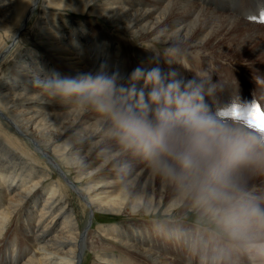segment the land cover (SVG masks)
Masks as SVG:
<instances>
[{
	"label": "bare ground",
	"instance_id": "1",
	"mask_svg": "<svg viewBox=\"0 0 264 264\" xmlns=\"http://www.w3.org/2000/svg\"><path fill=\"white\" fill-rule=\"evenodd\" d=\"M245 10L247 5L231 0L230 6L220 0H0V264H77L87 247L95 264H129L124 251L151 264H174L168 259L171 249L177 254L174 240L189 241L187 248L194 251V236L176 235L173 228L168 238L141 224L116 225L111 233L82 229L70 186L93 213L173 215L189 209L209 215L179 186L119 154L94 112L49 100L33 81L51 70L76 76L105 65L126 83L136 68L158 60L165 72L186 79L210 76L217 84L215 95L206 98L212 107L230 104L229 92L240 103L253 100L250 82L263 85L256 89L264 101V24L245 20ZM74 14L103 19L113 32L85 18L74 22ZM173 45L181 55L179 63L169 64L165 50ZM248 55L256 62L242 64V58L251 61ZM219 59L227 63L217 64ZM9 125L12 134L3 131ZM41 156L62 168L63 176L38 168ZM245 178L249 188L256 184V196H264V178ZM211 241L207 264H251L248 254L235 250L230 256L226 244ZM205 252L197 249L199 257Z\"/></svg>",
	"mask_w": 264,
	"mask_h": 264
},
{
	"label": "clouds",
	"instance_id": "2",
	"mask_svg": "<svg viewBox=\"0 0 264 264\" xmlns=\"http://www.w3.org/2000/svg\"><path fill=\"white\" fill-rule=\"evenodd\" d=\"M180 55L173 45L165 50V61L179 63ZM150 63L136 68L126 83L101 65L76 76L51 70L36 76L33 87L51 101L94 112L119 154L139 159L158 178L193 196L227 247L264 260V196L252 194L245 178H264V134L221 115L238 100L208 104L206 98L217 90L210 76L186 79L165 72L158 60Z\"/></svg>",
	"mask_w": 264,
	"mask_h": 264
},
{
	"label": "rangeland",
	"instance_id": "3",
	"mask_svg": "<svg viewBox=\"0 0 264 264\" xmlns=\"http://www.w3.org/2000/svg\"><path fill=\"white\" fill-rule=\"evenodd\" d=\"M220 1L227 4V6H230V0H220ZM231 1H233L236 5H242V6L247 5V10H245V12L243 11V15H244L245 20L250 21L251 23H258V22H253L249 17H251V16H257L258 17L261 9L264 10V5L262 7H260L262 4H264V1H261V0H231ZM74 16H75V18H74L75 21L72 20L74 22H78L80 20L79 18H85L84 21L87 20L94 25L101 26L105 31L109 32L110 34H111V32H113L112 31L113 26L107 24L105 21H103V19H99V20L98 19H89V17H87L86 15H77V14L76 15L74 14ZM69 20L70 19L68 18L65 21L68 22ZM241 33L242 32H240V34ZM120 35H122V34H120ZM122 36H124V35H122ZM136 45L142 46L144 44H136ZM26 46L28 47L29 45H26ZM159 46H161V45H159ZM216 49H218V48H216ZM216 49L208 48L207 50L209 52H211L213 55L216 53L217 56H220L221 54H219L218 52H215ZM220 49L222 50L223 47H221ZM189 54H191V53H187V55H189ZM183 58L184 57H182V59ZM248 58H249V55H248ZM242 59L244 60L245 58H242ZM249 59H251V58H249ZM243 60L241 61L242 64H244L247 61H248V63L256 62V60H253V59H251V61H249V60L243 61ZM224 62L227 63L226 60H224V59L217 60V64H220V65L224 64ZM183 63L186 64L185 62H183ZM220 65H218V66H220ZM12 68H15V67L12 66ZM112 70H114V68L111 66V68L108 69L107 71L109 72V74H111ZM247 70L248 71H246V72L255 73L254 72L255 70H252V69H250V71H249V69H247ZM9 71L10 70H6V73L10 75L9 78H13L12 77L13 75L11 73H8ZM55 71H57V70H55ZM246 77H247V75L243 76L244 80L246 79ZM248 78L251 79L252 77L248 76ZM248 82H250V81L248 80ZM248 85H251L253 87V90H254V95L251 97V99L257 101L259 104H262L264 106V101L260 98L258 91L256 89V86L262 87L263 85L258 84V83L255 84L253 82H250V84H247V86ZM229 99H230L229 100L230 102H232L234 100H238V95L234 96V95L230 94V92H229ZM12 128L13 127L9 125V127L8 126L4 127L3 131H5L9 134H12V132H13ZM27 143L29 145L31 144L28 140H27ZM25 151H27V150H25ZM137 161H140V160L137 159ZM35 163H36V165H38V168L40 166V168H42V170H45L46 172H48L52 177L53 176H58V177L63 176V173H62L63 169L59 168L57 165L53 164L49 160L47 161L46 158H44V156L37 158ZM70 187L68 188V190H72L70 192L72 205L75 208V211L77 212V217H78V220L80 221V223L82 225L81 227L83 230L87 227V228H90V230H92V232L93 231L96 232L99 227H102V228H104L105 231L107 230L106 231L107 233L108 232L111 233V232H113V231H111L112 230L111 227L116 226V225H118V226L123 225L125 227L127 224L128 225H131V224H138L139 225V224H141L142 226L145 225V227L149 226V229H155L156 233L158 234V237L159 236L163 237V235H164L168 238L169 235L166 234V232H169L170 228H173L172 231L174 233H176V235H178L180 233L181 235L185 234V235L194 236V239H195L194 247H193L194 251H192V253L187 248L188 247L187 243L191 244L189 241L185 242V241L179 240L177 242L174 240V243H177V246H175V247H177V249H176L177 254H175V253L173 254L172 249H171V253L168 254L169 261L171 259H173V260L175 259L174 264H177V263L178 264H192V263L197 264V262H199L200 264H207L208 263L207 259L209 258L208 257L209 252H207L208 247L210 245H214V242L211 240L216 239L220 243L225 244L223 238L220 236L217 228L215 227L213 220H211L212 218L209 216L199 215L197 212L189 211V209H188V212H185V211H182L179 213L176 212L177 214L175 213L173 215H166L163 213L162 210L158 211L156 214L155 213H149V214L141 213V214H137V215H116V214H111L108 212L106 213L103 211H99V212L97 211V212L93 213L92 211H90L88 209V207L85 205V203L82 202V200L78 197L76 191L72 187H71L72 189ZM251 187H252V185L250 186V188ZM250 190H251L250 192L252 194L256 195V184L253 185V187ZM13 219L10 218L7 222V225L12 223ZM4 221H7V220H4ZM167 224H170V225L172 224L175 226L167 228ZM96 235L97 234H93L92 237L90 236V239H89L90 243H92L93 241L96 240L95 239ZM102 242H104V241H102ZM101 245L103 246L104 243H102ZM171 245H173V244H171ZM171 245L167 244V246H169V247H171ZM199 247H200V249H202V248L206 249V252H205L204 256H202V257H199V255H197V249ZM231 251H233V253L235 255V250H233L227 246L225 247L224 252L229 253L230 256L233 255L231 253ZM124 252L125 253H122L121 256L125 260H127V261L129 260V264H151L149 262L143 261V259H137V258L134 259L131 256H135V255H130L129 253H126V251H124ZM222 256H224L223 253L219 254V258H221ZM249 258H251V264H256V260H254L252 256H249ZM177 260H179V261H177ZM77 264H95V255L89 247L84 248L83 251L80 253Z\"/></svg>",
	"mask_w": 264,
	"mask_h": 264
},
{
	"label": "snow or ice",
	"instance_id": "4",
	"mask_svg": "<svg viewBox=\"0 0 264 264\" xmlns=\"http://www.w3.org/2000/svg\"><path fill=\"white\" fill-rule=\"evenodd\" d=\"M249 18L253 22L264 23V10L259 12L258 17L251 16ZM221 115L241 120L248 128L264 134V106L255 100L233 104L228 111L222 112Z\"/></svg>",
	"mask_w": 264,
	"mask_h": 264
}]
</instances>
